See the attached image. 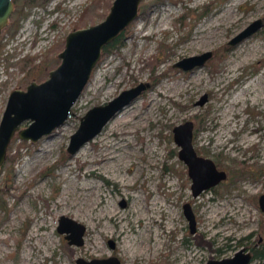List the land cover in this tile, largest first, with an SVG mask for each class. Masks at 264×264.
<instances>
[{
  "label": "rangeland",
  "instance_id": "1",
  "mask_svg": "<svg viewBox=\"0 0 264 264\" xmlns=\"http://www.w3.org/2000/svg\"><path fill=\"white\" fill-rule=\"evenodd\" d=\"M112 2L47 0L26 7L17 32L1 39L0 118L12 89L31 82L22 62L56 55V67L66 35L102 20ZM257 18L264 20V0H145L123 45L103 53L65 123L35 142L17 133L12 138L0 166L6 206L0 208V264H76L79 256L112 254L121 264H207L258 246L264 240V24L230 43ZM208 50L213 55L201 66L174 65ZM141 81L150 87L76 153L68 151L90 107ZM186 120L194 122L198 153L228 172L198 196L174 139L173 128ZM108 154L117 155V165H107ZM231 167L246 173L232 174ZM187 201L197 218L194 233ZM62 214L87 225L83 245L69 244L57 230Z\"/></svg>",
  "mask_w": 264,
  "mask_h": 264
},
{
  "label": "water",
  "instance_id": "2",
  "mask_svg": "<svg viewBox=\"0 0 264 264\" xmlns=\"http://www.w3.org/2000/svg\"><path fill=\"white\" fill-rule=\"evenodd\" d=\"M143 1L113 0L108 13L102 20L75 28L66 35L65 46L58 53L61 61L49 71L47 78L41 81L34 79L25 88L12 89L0 118V166L7 159L10 142L16 133L23 140L35 142L53 133L65 123L100 63L105 46L116 39L140 15ZM14 7V0H0V34L9 22ZM263 24L262 18L255 19L235 35L230 43H238ZM212 55L213 51H204L183 57L174 65L190 70L203 65ZM150 85L149 81H141L137 85L122 90L109 101L90 107L82 115L78 128L71 134L68 151L72 154L76 153ZM205 100L206 95L200 103H204ZM26 120H29L28 125L19 128ZM173 132L174 139L180 146L179 156L187 164L189 176L192 178L191 187L194 196H198L205 189L228 177L227 170L219 168L212 157L198 153L193 140L194 122L192 120L175 125ZM259 201L261 209L264 210V193L261 194ZM184 212L189 220L191 231L195 232L197 218L189 201L184 204ZM57 230L64 234L69 244L80 246L85 242L87 225L71 215L60 216ZM109 242L111 247L115 248L114 240L110 239ZM252 259L251 250L241 246L232 255L211 258L207 264H250ZM121 263L122 259L115 254L76 258V264Z\"/></svg>",
  "mask_w": 264,
  "mask_h": 264
},
{
  "label": "trees",
  "instance_id": "3",
  "mask_svg": "<svg viewBox=\"0 0 264 264\" xmlns=\"http://www.w3.org/2000/svg\"><path fill=\"white\" fill-rule=\"evenodd\" d=\"M47 0H14L15 2V8L10 16L9 22L7 25L4 27L3 33L0 35V61H1V56H2V51L4 47V43L1 41L2 36L4 35L5 32H8L9 34H15L20 26V20L23 16L27 15L28 11L26 7L29 5H32L34 3H41L44 4ZM145 3V0L142 2V5ZM129 27V26H128ZM127 27V28H128ZM127 28L122 31L119 36L114 39L112 42L107 44L103 50V53L107 52L111 48H119L123 45L126 37V30ZM36 56H32L24 62H22V68L27 71L26 76L24 80L27 81H32L34 79L41 80L42 78V73L43 72H48L55 67L54 64H52V59L57 62L58 57L55 55L54 57L52 56H45L42 61L39 63H34L33 59H35ZM27 67H29L27 69ZM236 172H240L242 174L246 173L245 168H233L231 167V173L234 174ZM3 196H4V191L3 189H0V208L5 209V203H3ZM253 251H254V258L259 260L258 264H264V240L258 244V246H253Z\"/></svg>",
  "mask_w": 264,
  "mask_h": 264
},
{
  "label": "bare ground",
  "instance_id": "4",
  "mask_svg": "<svg viewBox=\"0 0 264 264\" xmlns=\"http://www.w3.org/2000/svg\"><path fill=\"white\" fill-rule=\"evenodd\" d=\"M233 18V17H232ZM212 22V21H211ZM214 22V21H213ZM207 26V25H206ZM230 120V119H229ZM85 147V146H84ZM83 147V148H84ZM82 148V149H83ZM109 155V154H108ZM108 157V156H107ZM105 160V159H104ZM117 155L116 154H111V155H109V157H108V159H107V161H106V163H107V165L109 166V167H111V166H115V165H117ZM105 165V164H104ZM108 168V167H107ZM116 168V167H115ZM114 169V168H113ZM74 183V182H73ZM68 185V184H67ZM67 187V186H66ZM69 187V186H68ZM73 187V186H72ZM74 187H75V185H74ZM89 187V186H88ZM76 188V187H75ZM87 189V188H86ZM71 190V189H70ZM74 190V189H73ZM146 214H147V210H141V212L139 213V215L141 216V217H145L146 216ZM117 214L115 213V212H112L111 213V215L109 214V216H111V218L112 219H114V220H118L117 218H118V216H116ZM145 231H147V230H145ZM144 235V234H143ZM142 235V236H143ZM151 236V235H150ZM145 237H147V236H145ZM144 239L142 240V243L140 244L141 246H139V247H143L144 246ZM133 245V244H132ZM146 248V247H145ZM133 251H135V250H133ZM138 253V252H137ZM140 254V253H139Z\"/></svg>",
  "mask_w": 264,
  "mask_h": 264
},
{
  "label": "flooded vegetation",
  "instance_id": "5",
  "mask_svg": "<svg viewBox=\"0 0 264 264\" xmlns=\"http://www.w3.org/2000/svg\"><path fill=\"white\" fill-rule=\"evenodd\" d=\"M14 4H15V2H14ZM15 8V7H14ZM4 29V28H3ZM6 161V160H5ZM196 232V231H195ZM194 233V232H193ZM261 240V239H260ZM247 247V246H246ZM247 249H249V250H251V252H252V254H253V259H252V261L255 259L254 258V251H253V248L252 247H247ZM251 261V262H252Z\"/></svg>",
  "mask_w": 264,
  "mask_h": 264
}]
</instances>
